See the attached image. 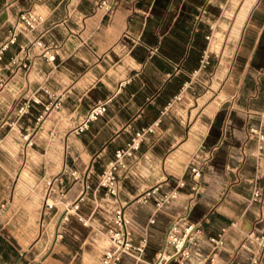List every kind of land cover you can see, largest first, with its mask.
I'll return each instance as SVG.
<instances>
[{
    "label": "crops",
    "instance_id": "1",
    "mask_svg": "<svg viewBox=\"0 0 264 264\" xmlns=\"http://www.w3.org/2000/svg\"><path fill=\"white\" fill-rule=\"evenodd\" d=\"M95 2L0 0V44L18 14L33 8L46 17V24L30 39L41 37L45 45L58 46L54 63L34 49L28 67H18L10 62L27 43L20 38L0 61V264H104L109 246L104 229L112 221L113 204L100 198L102 208L90 228L71 217L57 240L55 229L65 208L59 203L60 192L71 205L78 189L57 186V208L43 215L45 182L65 166L80 171L93 166L94 174H101L137 132L157 122L125 175L120 194L133 223L134 244L148 239L144 261L152 262L164 246L172 219L189 203V188L172 208L162 211L145 193L156 187L165 193L180 180L190 183L192 157L204 160L217 145L191 212L192 220L204 225L201 252L187 264L206 260L211 252L208 238L223 229L225 247L215 264H249L247 255L234 254L260 214L259 204L249 205L257 176L264 186V149L258 151L250 133L251 127L264 126V81L259 79L264 62L254 64L264 41V0L257 1L250 17L251 23L261 14L247 64L255 67V83L232 93L215 112L212 103L200 105L203 96L194 87L200 66L191 67L198 33L195 16L205 2L195 6L186 26L180 19L187 0H118L109 15L96 11ZM207 8L213 12L212 6ZM47 92L60 100L59 109L45 112L51 102ZM181 93H187L185 100L175 101ZM108 100L106 114L77 133L90 108ZM27 102L30 108L19 115ZM27 135L32 145L24 139ZM94 205L90 197L81 213L89 217ZM119 264L137 262L124 257Z\"/></svg>",
    "mask_w": 264,
    "mask_h": 264
},
{
    "label": "built area",
    "instance_id": "2",
    "mask_svg": "<svg viewBox=\"0 0 264 264\" xmlns=\"http://www.w3.org/2000/svg\"><path fill=\"white\" fill-rule=\"evenodd\" d=\"M117 3L118 0H96L95 10L109 15L115 11ZM208 4H210V1H207ZM207 5L200 7L199 13L195 16L194 24L197 29L202 22L203 15L207 14ZM45 24L46 17L35 9L21 11L16 20L11 22L6 38L0 44V61L3 60L6 52L11 47L18 45L19 39L23 38L27 43L19 47V53L11 59V65L27 68L26 60L29 59L34 49L38 50L48 63H54L56 58L53 51L58 49V46L45 45L41 37L30 39V35L43 29ZM210 38V34L205 36L207 43ZM206 50L203 52L200 70L202 69L201 64L204 63V55L207 54ZM199 71L194 74H198ZM259 79L264 81V71L260 72ZM47 93L51 102L45 106V112L59 109L61 106L60 100L54 98L49 92ZM262 96L264 103V89ZM182 99L183 93L174 98L178 102L182 101ZM110 101L98 102L92 106L84 122L76 132H85L91 123L103 117L107 112ZM33 102L40 103L36 99H33ZM29 108L30 103H25L19 108V115H24ZM42 118L43 116H40L38 121L40 122ZM158 125L159 123L157 122L155 125L137 132L125 148L115 153V158L108 163L101 174L96 176L93 172V166L86 168L85 171L65 166L59 175L45 182L43 215L49 214L57 208L58 203L55 201L58 195L57 186L65 188L66 185H71V187L77 186L78 189L76 199L71 205H67L63 191L60 192L59 203L65 205V208L55 229L57 240L63 238V227L71 217H75L79 223L90 228L93 215L102 208L97 203L101 198V200L114 206L112 221L104 229V234L109 244L104 254V264H119L124 257L134 259L137 264H187L193 255L201 252V237L204 232V225L202 222L192 220L191 212L202 186L206 162L214 156L218 149L217 145L207 151L208 156L206 159L201 160L198 156L196 157L198 160H194L189 165L187 175L190 183L180 180L165 193H161L158 187L145 193V198H153L156 210L162 211L172 208L182 192L189 188V203L183 213L179 212L172 219L165 237L164 246L156 253L154 260L152 262L144 261L148 248V239L146 237L141 240L139 245H135L133 242V223L126 212V207L120 201L122 181L128 173L132 162L137 158L145 138L149 134H153L155 127ZM250 133L257 139L258 151H262L264 149V126L261 124L258 127H251ZM24 139H26L28 145H32L30 135L25 136ZM261 179L258 176L255 178L249 200V205H260V214L255 221L254 228L245 233L234 254L235 257L242 254L247 255L249 264H264V186L260 184ZM90 197L93 198L95 205L92 215L87 217L81 213V210ZM231 228L236 229L237 223H233ZM226 232L227 229H223L219 235L208 238L211 252L206 260L200 261L198 264L216 263L217 256L225 247L224 235Z\"/></svg>",
    "mask_w": 264,
    "mask_h": 264
},
{
    "label": "rangeland",
    "instance_id": "3",
    "mask_svg": "<svg viewBox=\"0 0 264 264\" xmlns=\"http://www.w3.org/2000/svg\"><path fill=\"white\" fill-rule=\"evenodd\" d=\"M204 1V6L210 1L207 7L212 6L213 12L207 8V14L203 15L200 25L211 38L207 43V54L204 55L202 69L194 77V87L196 86V93L203 96L200 105L203 107L212 103L211 107L215 112L232 93L239 89L246 91L255 83V67H252L251 63L247 67V64L258 37L256 22L260 21L261 14H256L250 23L252 10L258 0ZM186 96L187 93L182 101ZM222 115L223 112L218 117ZM204 125L203 122L202 127ZM192 159L194 161L197 158L193 156Z\"/></svg>",
    "mask_w": 264,
    "mask_h": 264
},
{
    "label": "trees",
    "instance_id": "4",
    "mask_svg": "<svg viewBox=\"0 0 264 264\" xmlns=\"http://www.w3.org/2000/svg\"><path fill=\"white\" fill-rule=\"evenodd\" d=\"M164 4L168 2L169 0H160ZM204 0H187V3L184 5L183 12L181 14L180 19V25L186 26L188 20H190L191 14H194L196 11L195 6H200L204 4ZM197 14V13H196ZM207 31L204 30V27L202 25H199L198 27V33L196 35V41L194 45V49L192 51L191 56V67L197 68L200 66L201 59L203 56V52L207 48V41L205 39V36L207 35ZM264 62V41L262 42V45L260 46L257 55L254 60V64H262Z\"/></svg>",
    "mask_w": 264,
    "mask_h": 264
},
{
    "label": "water",
    "instance_id": "5",
    "mask_svg": "<svg viewBox=\"0 0 264 264\" xmlns=\"http://www.w3.org/2000/svg\"><path fill=\"white\" fill-rule=\"evenodd\" d=\"M7 17H6V15L3 17V19H6Z\"/></svg>",
    "mask_w": 264,
    "mask_h": 264
},
{
    "label": "bare ground",
    "instance_id": "6",
    "mask_svg": "<svg viewBox=\"0 0 264 264\" xmlns=\"http://www.w3.org/2000/svg\"><path fill=\"white\" fill-rule=\"evenodd\" d=\"M221 82H222V81H221ZM218 110H219V109H218ZM217 112H218V111H217ZM217 112H216V113H217ZM162 165H163V164H162ZM168 166H169V163H168ZM60 249H61V248H60Z\"/></svg>",
    "mask_w": 264,
    "mask_h": 264
}]
</instances>
